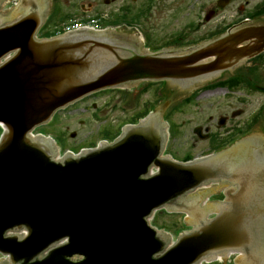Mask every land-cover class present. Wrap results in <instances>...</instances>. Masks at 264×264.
<instances>
[{"label":"water","instance_id":"obj_1","mask_svg":"<svg viewBox=\"0 0 264 264\" xmlns=\"http://www.w3.org/2000/svg\"><path fill=\"white\" fill-rule=\"evenodd\" d=\"M46 8V0H23L21 20L0 27V58L16 51L0 68L6 127L0 252L9 255L3 264H200L230 251L241 252L238 264H264V154L258 148L236 144L189 163L161 159L164 107L126 126L114 143L59 160L51 139L30 134L57 109L104 87L166 79L189 89L232 68L254 54L256 48L241 45L254 23L190 49L150 53L111 31L39 40ZM153 165L159 172L148 177ZM213 181L231 183L225 202L203 208L205 194L186 196ZM161 208L187 211L193 226L171 246L148 220ZM212 212L217 215L208 220Z\"/></svg>","mask_w":264,"mask_h":264},{"label":"flooded vegetation","instance_id":"obj_2","mask_svg":"<svg viewBox=\"0 0 264 264\" xmlns=\"http://www.w3.org/2000/svg\"><path fill=\"white\" fill-rule=\"evenodd\" d=\"M251 1L246 0V4L239 7L240 11L233 15V18H228V22L222 26L228 27L246 19L264 18L262 2H257L250 7ZM95 2L91 8L92 12L100 13L108 9L113 19L121 22L125 30L138 25V29L145 35L146 42L153 47L191 44L199 41L198 25L196 21L192 22L190 19L179 31H163L160 27L157 28L158 25L153 22L157 15L155 8L160 2L156 0H96ZM218 12L216 9V13ZM135 14L144 16L142 24L134 19ZM213 32L211 28L207 36H212ZM200 38L203 39L204 36ZM162 90L164 91V88ZM258 94L264 95V50L234 71L225 72L214 82L198 90L196 98L207 97L208 111L219 110L220 112L217 116L210 114L206 127L201 131L202 136H205L204 139L208 141V152L218 151L236 139L258 131L260 119L264 120V112H260L259 115L258 112L261 109L258 111L247 109L250 105L248 101H252L251 98ZM236 104H242V106H235ZM202 138L197 135L193 146L200 145Z\"/></svg>","mask_w":264,"mask_h":264},{"label":"rangeland","instance_id":"obj_3","mask_svg":"<svg viewBox=\"0 0 264 264\" xmlns=\"http://www.w3.org/2000/svg\"><path fill=\"white\" fill-rule=\"evenodd\" d=\"M88 0H83V3H86ZM187 0H161L160 7H159V14H160V20L157 21V23H160L159 27L163 26L164 30H173L176 28L177 19H172L171 16L173 14L177 16H184L185 13L182 12L180 9H185V3ZM192 2L195 1L197 3V9L199 10V15L197 18H203V16H200V13L207 8V6L210 5L211 0H191ZM215 1V0H213ZM255 1V0H254ZM245 0H235L234 3L229 7L230 10H228L225 14L227 16L233 15L236 13V9L240 6V4L244 3ZM162 4V6H161ZM225 14H222L212 25L216 28V26L219 24L218 20L220 21ZM76 16H72L73 18H82L86 15H82L81 13L77 12L75 13ZM63 17L59 16L54 20L53 25L55 26H61L63 23ZM206 27H203L200 31H205ZM147 100H152V97H145ZM249 100V98L247 97ZM102 102L107 100V98H101ZM142 100V98L140 99ZM249 110H253L257 107H259L262 103H264V96L263 95H256L254 97V101H249ZM143 103L137 108L134 109V111H130L128 113H123L121 110L113 111L110 108H104V110L101 112V114H105L107 123L106 125L113 126L114 128H119L123 123H125L126 120L130 119L131 116L136 114L139 110L142 109ZM205 107L203 108L204 111L201 113L200 111V104L199 105H189L185 106L184 108L179 107L174 114L175 122L177 125H179L180 133L175 135L174 137V145L172 148V151L180 156H183L186 151L189 150V152H196V153H203L208 148L207 142H202L200 145H198L195 149H192V139H193V132L192 129L195 125H206L207 123V109H206V103L205 100L201 102ZM242 104H236L235 106H241ZM181 108V109H180ZM77 113L72 112V114ZM70 111H63L58 114L55 122L60 124L66 123L68 118V123L70 122V128L73 130H76L77 136L74 138H65V148H82L84 146H89L95 144L99 140L102 139V132L103 129H101L103 126L101 124H105V120H88L86 124L78 123L77 118H71L69 116ZM132 114V115H131ZM186 121V125L182 126V122ZM54 122V123H55ZM101 128L99 129V127ZM58 126H54L53 128H47L48 131L53 132L55 134L58 129L56 128ZM60 128V127H59ZM43 131H46L44 128H42ZM47 132V131H46ZM55 136V135H54ZM165 213H168L165 211ZM163 212H160L157 216L155 224L158 226H164L170 230L173 234H177L179 231H181L182 224L180 223L181 216H178V214H165ZM176 222H178L176 224ZM218 264V263H216Z\"/></svg>","mask_w":264,"mask_h":264}]
</instances>
